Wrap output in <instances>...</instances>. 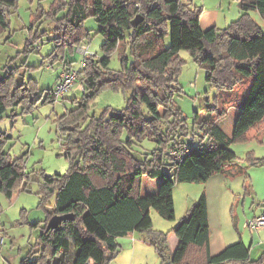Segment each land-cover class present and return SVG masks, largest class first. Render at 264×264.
Listing matches in <instances>:
<instances>
[{
    "label": "trees",
    "instance_id": "16d2710c",
    "mask_svg": "<svg viewBox=\"0 0 264 264\" xmlns=\"http://www.w3.org/2000/svg\"><path fill=\"white\" fill-rule=\"evenodd\" d=\"M16 5L17 0H0V35L9 28V14ZM49 7H39L32 15L24 53L40 38L53 35L47 59L71 70V63H66L68 54L90 39L85 27L88 17L96 20V33L104 40L101 55L83 56L77 77L87 93L75 108L57 118L69 168L64 174L41 172L40 201L54 194V206L35 249L28 252L35 257H25L21 264H108L117 253V238L134 232L149 234L147 240L157 250L161 264H264V252L252 259L250 246L241 239L217 253L210 252L203 193L167 233L152 231L149 215L153 207L162 218L173 219L175 183L206 181L213 172L236 160L223 130L210 119L209 110L200 120L195 112L191 125L203 126L205 139L191 145L181 159L165 151L180 146L191 128L179 108L171 104L181 49L204 66L205 80L218 89H232L239 78H252L230 141L243 140L250 128L261 123L264 128V33L250 15L256 10L264 21V0H239L240 12L235 19L223 27L206 29L199 24L202 5L192 0H54ZM137 15L142 19L134 24ZM169 26L170 44L166 46ZM114 50L121 61L118 70L109 68ZM22 66L24 73L29 66ZM20 69H7L0 78V117L9 105L31 103L35 86L24 80ZM141 79L149 87L139 92L135 85ZM104 88L127 94L125 106L106 107L88 115L95 95ZM5 137L0 131V192L10 198L15 188L27 189L31 177L20 157L11 159L1 151ZM142 138L153 141L156 147L137 156L131 145ZM250 162L264 165V157L250 158ZM143 176L160 178L156 192L140 193ZM54 214L61 217L55 227L47 229V221ZM170 232L177 238L171 254L167 243Z\"/></svg>",
    "mask_w": 264,
    "mask_h": 264
},
{
    "label": "rangeland",
    "instance_id": "374dc122",
    "mask_svg": "<svg viewBox=\"0 0 264 264\" xmlns=\"http://www.w3.org/2000/svg\"><path fill=\"white\" fill-rule=\"evenodd\" d=\"M53 1L17 0L14 12L9 14V28L0 35V78L7 69L20 67V75L35 86L31 103L9 105L0 117V131L6 134L1 151L11 159L20 157L24 171L31 177L28 188H15L10 198L0 192V234L3 236L0 264H21L23 258L35 257L34 253L28 255V252L35 249L38 236L55 201L54 194L44 202L40 201L38 191L41 172L48 175L64 174L69 168V162L63 155L64 145L57 118L75 108L77 101L87 93L77 77L71 88L59 98L54 101L51 98L44 100L46 92L54 86L60 75L61 63L47 59L53 47V35L40 38L41 40L30 47L29 52L23 51L32 15L39 7L50 9L49 5ZM192 3L202 5L204 18L216 15L218 27L227 25L238 16L239 0H192ZM250 15L264 33V21L259 13L251 11ZM37 27L38 25L33 31ZM85 27L89 30L90 39L83 41L66 59V63H71L72 69L78 72L83 60L80 48L85 49L86 46L87 54L101 55L100 45L104 40L101 34L96 33L98 23L93 17L86 19ZM164 42L166 46L170 44V26ZM178 57L181 63L174 77L177 89L171 95V104L179 108L188 126L194 124L195 112L198 113L197 120H200L209 110L212 114L210 119L223 130L225 140L229 141L228 147L236 154V160L225 165L222 171L211 174L206 181L175 183L174 218L164 219L151 207V229L167 233L186 216L190 206L203 193L211 208V228L221 229L227 244L242 239L250 246L251 258H257L264 252V224L252 229L247 222L264 215V165L250 162V158L264 157L263 123L250 128L243 140L230 141L234 120L242 99L250 90L252 78H239L232 89H218L205 80L204 66L192 58L187 50L181 49ZM22 65L29 66L24 73ZM109 68H121L117 50L110 55ZM135 86L139 92L149 87L148 82L142 79L138 80ZM125 95L127 94L121 90L101 89L95 95L88 115L98 114L106 107H124ZM170 117L173 119L172 115ZM189 135H192L194 140L206 138L203 126L198 123L191 126L184 139ZM123 138H126V133ZM155 147V143L148 138L134 141L131 145L133 153L137 156ZM171 172L172 170L169 174ZM159 181L160 178L150 179L143 176L140 193L143 195L156 192ZM148 235L146 232H134L118 237L117 253L108 264H161L157 250L147 240ZM169 235L171 236L167 243L172 249L177 238L173 232H170L168 237Z\"/></svg>",
    "mask_w": 264,
    "mask_h": 264
},
{
    "label": "built area",
    "instance_id": "2783aa9c",
    "mask_svg": "<svg viewBox=\"0 0 264 264\" xmlns=\"http://www.w3.org/2000/svg\"><path fill=\"white\" fill-rule=\"evenodd\" d=\"M85 49L80 48V50L83 52V56L87 54L86 52V46H84ZM83 65V60L81 62V67ZM80 67V68H81ZM78 71L71 69V70H62L60 73L58 80L55 82L54 86L49 91V98H51L52 101L59 98L61 95H63L64 92L68 91L71 86L76 81V78L78 76ZM200 140H194L192 138V135H189L187 139H184V142L179 146L174 147H168L165 151L176 159H181L185 152L188 150V148L191 145H194L195 143L199 142ZM264 224V215L252 218L247 222V225L250 226V228L255 229L258 226ZM3 244V236L0 234V249Z\"/></svg>",
    "mask_w": 264,
    "mask_h": 264
},
{
    "label": "crops",
    "instance_id": "0c3cea01",
    "mask_svg": "<svg viewBox=\"0 0 264 264\" xmlns=\"http://www.w3.org/2000/svg\"><path fill=\"white\" fill-rule=\"evenodd\" d=\"M204 10H205V8H204ZM253 11H256V10H252V12ZM203 12L201 13L200 19H199V24H200L201 29H206V28H209L213 25H216V22H217L216 15H214V17L204 18ZM239 12H240V9L238 11V15H239ZM206 17H208V16H206ZM71 67L73 68V65H71ZM62 70H63V66L61 64V67L59 69V73H61ZM59 73H58V75H59ZM218 172H220V171H218ZM213 173H215V172H213ZM210 210H211V208H210L209 202L207 200V212H208V224H209V249H210V252L212 254H214V253H217L218 251H220L225 245H227V243H225V241H224V234H222L221 229L216 228V227L211 228V212H210ZM170 236L171 235H169L168 240L170 239ZM176 245H177V240H174V247L172 249L169 248L170 254L174 251Z\"/></svg>",
    "mask_w": 264,
    "mask_h": 264
},
{
    "label": "water",
    "instance_id": "95a60500",
    "mask_svg": "<svg viewBox=\"0 0 264 264\" xmlns=\"http://www.w3.org/2000/svg\"><path fill=\"white\" fill-rule=\"evenodd\" d=\"M141 19H142V16H141V15H137V16H135V17L133 18L132 23L136 24V23H138V21H140ZM60 217H61V216L56 215V214L52 215V216L48 219V221H47L46 228L48 229V228L55 227L56 224H57V222H58V220L60 219ZM65 217H68V216L65 215Z\"/></svg>",
    "mask_w": 264,
    "mask_h": 264
}]
</instances>
